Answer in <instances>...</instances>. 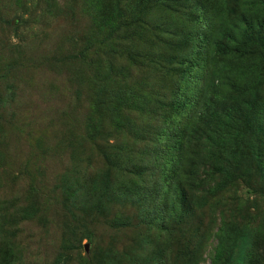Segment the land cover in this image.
I'll use <instances>...</instances> for the list:
<instances>
[{"label": "rangeland", "instance_id": "374dc122", "mask_svg": "<svg viewBox=\"0 0 264 264\" xmlns=\"http://www.w3.org/2000/svg\"><path fill=\"white\" fill-rule=\"evenodd\" d=\"M243 1L0 0V264H211L220 237L224 264H264V28L234 33L233 43L219 37V57L232 64L226 83L181 160L173 151L174 113L199 92L201 74L180 63L192 45L204 60L216 6L227 7L236 30L244 14L256 18L258 4ZM183 67L190 77L180 89ZM227 112L239 123L225 125ZM126 160L146 164L143 191L152 198L158 170L178 168L184 214L169 220L168 233L146 224L156 201L145 210L122 194L133 178ZM107 171L109 196L92 186ZM117 216L124 226L111 225Z\"/></svg>", "mask_w": 264, "mask_h": 264}, {"label": "trees", "instance_id": "16d2710c", "mask_svg": "<svg viewBox=\"0 0 264 264\" xmlns=\"http://www.w3.org/2000/svg\"><path fill=\"white\" fill-rule=\"evenodd\" d=\"M244 2L243 0H240ZM246 2H254L257 3V15L256 18L251 17L248 14H244L243 18L246 20V25L244 28H242V31L240 30V27L238 30H236L237 24H231V21L229 20L230 14L227 10L226 6H222L221 4L216 6L214 8L216 12V16L214 20L209 21V28L207 31L210 32L209 36V42H207L202 48L204 60H198V57H194L192 52H195L194 46L192 45L190 52L188 53V57H184V60L181 61L180 65L183 66L188 62L190 65V69L193 67L200 68L201 74L199 77V92L195 94L194 99L187 105L190 104V106H193L194 109L192 112H184V109L186 106V101L181 100L179 97V94L177 95L176 99H173V103H175L178 107L184 106V108L181 111L175 112L174 115L175 118L181 119V121L178 122V126L173 128L172 135L174 137V140L176 141V146L174 147V154L178 156V158L181 160L182 155H184L186 147L188 145L189 137L192 136V129L195 127V124L198 122V119L203 116L205 104L207 105V102L210 101V99L213 97H216L219 95L218 88L221 85H224L226 83V70L230 65L224 58H220V50L218 49L219 37H225V36H231L234 33L237 34L238 32L241 33V35H250L252 32L255 33L257 31V28H264V0H247ZM215 3H217L215 1ZM15 22H12V24H15ZM112 24V22H110ZM251 29V32H250ZM231 30V31H230ZM230 32V33H229ZM264 38V37H263ZM227 39V38H226ZM229 40L233 43L232 36L229 38ZM263 41L262 39H260ZM108 42V41H107ZM199 45V44H198ZM198 55L201 52V49L197 48ZM246 57H248L249 53H254V49H244L242 50ZM240 53V52H239ZM238 53V54H239ZM263 55H259L261 57V62L259 65L261 66V75L264 77V52ZM257 56V54H256ZM112 62L108 64L107 70L112 69ZM238 66V65H237ZM235 66V67H237ZM242 66H238L236 70H241ZM232 70V69H231ZM189 70L185 67L182 68L181 73L179 74L178 78V88L182 89L181 87L185 85L189 79ZM253 90L252 85L248 84L245 87L242 88V90L238 94V98L241 99L248 95ZM113 91V90H112ZM114 92V91H113ZM109 94L113 93L108 91ZM135 95L133 94V99L136 101L137 104H139V107H143L142 105H145L146 100L144 97L137 95L136 98H134ZM235 99V98H234ZM100 104H104L105 102L99 100ZM105 106L108 108H112L111 105H108L105 103ZM173 107H176L173 105ZM136 109V108H135ZM111 110V109H110ZM225 125H227L228 121L236 125L239 123V121H235L234 117H232V113L227 112L225 115ZM233 118V119H232ZM220 120V119H219ZM176 121V120H173ZM229 124V125H231ZM88 125H86L87 128ZM224 127V125H223ZM92 130V127L88 126V131L90 132ZM165 136L168 138L170 137V134L166 131ZM102 156L106 159V162L109 165V168L111 169H117V162L114 160L116 157L109 156L105 151L102 150V147L100 148ZM259 154H256L258 157ZM77 158V153H72V157ZM264 158V154H260V159L262 160ZM263 161V160H262ZM125 166L128 168L129 161H125ZM219 172L222 174L227 173L228 169L223 168H217ZM178 168H170V170H164L159 171L158 170V182H155L156 192L154 193V198H152L150 195L144 194V186L148 183V178L152 177L151 173L146 167V164L144 162L140 164H132L130 168H128V172L131 173L133 178L130 180V187L129 185H126V192H122L123 195L127 196L128 194L132 196L136 195L137 200L140 202V204L143 205V207L148 208V204L151 202V200L156 201L157 204L155 208L158 210L155 215L151 218L150 221H148L146 224L148 225L149 231L155 230L154 235H162L165 234L164 232H169V220L175 219V216L183 213L182 211L183 207L181 206V203H183L184 200V193L182 191V180L178 177L180 173H177ZM179 174V175H178ZM242 175V174H241ZM243 176V175H242ZM110 173L107 171L103 178L93 180V190H100V192L105 193L107 196L111 192L115 190V182L112 183L110 181ZM112 179V177H111ZM246 179V178H244ZM218 184L210 187L209 191L210 193H215L218 190ZM102 189V190H101ZM145 213V211H144ZM146 218V216H144ZM113 224H117V226H124V223L121 222L122 219L120 217H114L112 219ZM224 230H221L222 235H224ZM226 255V242L223 237H220L218 242L215 245L214 253L212 255L211 264H224V262L227 260Z\"/></svg>", "mask_w": 264, "mask_h": 264}]
</instances>
